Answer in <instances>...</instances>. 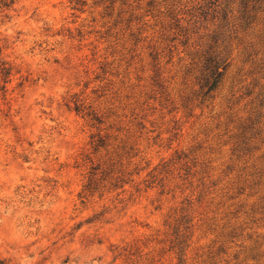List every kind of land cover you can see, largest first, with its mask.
Returning <instances> with one entry per match:
<instances>
[{"label":"rangeland","instance_id":"rangeland-1","mask_svg":"<svg viewBox=\"0 0 264 264\" xmlns=\"http://www.w3.org/2000/svg\"><path fill=\"white\" fill-rule=\"evenodd\" d=\"M0 57L5 264H264V0H0Z\"/></svg>","mask_w":264,"mask_h":264},{"label":"trees","instance_id":"trees-1","mask_svg":"<svg viewBox=\"0 0 264 264\" xmlns=\"http://www.w3.org/2000/svg\"><path fill=\"white\" fill-rule=\"evenodd\" d=\"M207 63L205 65L206 72L200 77L201 82L199 83L202 89V94H206L217 84L221 71L216 67L217 61H214L212 57L207 56ZM9 74V67L5 65V62L0 57V89L4 88V82L7 80V75ZM0 264H5L3 258L0 257Z\"/></svg>","mask_w":264,"mask_h":264}]
</instances>
